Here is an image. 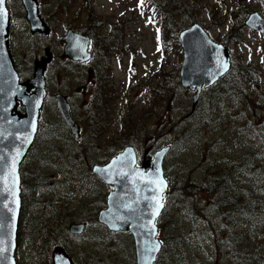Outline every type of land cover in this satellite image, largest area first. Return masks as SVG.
I'll list each match as a JSON object with an SVG mask.
<instances>
[{
	"label": "rangeland",
	"instance_id": "rangeland-1",
	"mask_svg": "<svg viewBox=\"0 0 264 264\" xmlns=\"http://www.w3.org/2000/svg\"><path fill=\"white\" fill-rule=\"evenodd\" d=\"M153 2L37 0L39 15L51 29L43 35L30 32L20 0L5 1L10 16L9 46L21 81L32 76L34 62L44 58L49 49L53 53L45 72L49 94L56 90L68 92L70 85L79 86L80 74L71 73L69 63L59 60L58 37L69 27L77 31L85 27V32L96 40L93 48L101 55L90 63L101 82L96 81L88 90H93L92 94L103 92L93 105L86 107L85 99V108L73 107L75 119L81 113L85 115V141L79 144L62 138L67 134L59 113L50 97L45 102L39 121L43 128L39 127L20 169L28 174L30 187L20 213L17 264H44L43 247L49 244L43 246L48 236L42 234L46 232L54 233V245L64 244L77 263L135 264L131 235L109 231L97 220L109 187L101 185L91 172L93 164L104 163L127 144L135 146L139 154L150 145L153 149L170 145L163 164L169 181L166 204L157 220V237L166 247L162 263L244 264L218 251L221 240H215L213 230L219 229L222 222L214 209L208 214L203 212L201 208L206 205L201 191L185 197L174 190L173 182L179 180L180 186L190 185L186 181L203 184L212 174L222 180L226 196L252 195L264 211V105L251 107L253 102L249 103L248 98L220 101L217 95L208 96L202 91L200 111L187 117L192 93L181 85L166 100L154 97L152 90L162 79L171 82L174 73L179 76L182 50L175 33L165 31L161 8ZM185 2V11L173 14L178 29L197 22L228 49L232 63H249L250 75L257 82L252 94L260 98L256 93L264 91V34L245 26L244 21L252 11L264 16L262 0ZM164 8L171 9L168 0ZM112 25L118 31L108 40L115 47L112 50L108 44L106 52L99 38L103 40ZM70 100L77 103L74 96ZM127 118L130 122L124 123ZM66 145L81 150L79 157H73ZM83 200L86 229L73 238L65 226L79 213ZM245 233L252 242L250 247L262 253L252 264H264V231L256 234L246 226Z\"/></svg>",
	"mask_w": 264,
	"mask_h": 264
},
{
	"label": "water",
	"instance_id": "water-1",
	"mask_svg": "<svg viewBox=\"0 0 264 264\" xmlns=\"http://www.w3.org/2000/svg\"><path fill=\"white\" fill-rule=\"evenodd\" d=\"M21 2L30 31L47 33L49 28L38 14L37 1ZM3 6L6 16L0 20V156L4 157L0 160V172L3 173V182L0 183V241L3 243L0 248L6 250L0 252V264H17L14 253L21 209L19 167L36 137L46 94L43 76L46 61L36 62L32 77L19 81L8 48L9 14L5 0ZM245 25L264 33V17L255 11L248 15ZM178 38L182 48L180 85L192 91L190 110L193 111L201 90L210 87L228 71L229 51L224 45L211 39L199 23L182 29ZM60 40L65 43L63 56L77 58L73 54H76L82 44V60H88L90 54L86 52L87 38L68 30ZM54 98L63 122L78 140L79 126L71 116L66 96L57 93ZM19 106L23 108V112L18 110ZM169 148L168 145L162 146L149 155V146L139 162L135 148L127 145L106 163L93 164L91 167L94 175L112 187L106 196V207L99 210L97 220L111 231L131 233L135 264H153L160 250V242L156 237V219L163 209L159 205L164 206L163 196L167 192L163 161ZM13 161L15 173L11 170ZM161 180L163 184L160 183ZM126 205L131 207H125ZM83 226V223H72L68 230L72 234H79L82 233ZM52 264L73 263L62 248L56 247L52 252Z\"/></svg>",
	"mask_w": 264,
	"mask_h": 264
},
{
	"label": "trees",
	"instance_id": "trees-1",
	"mask_svg": "<svg viewBox=\"0 0 264 264\" xmlns=\"http://www.w3.org/2000/svg\"><path fill=\"white\" fill-rule=\"evenodd\" d=\"M153 1L161 8L160 11L162 12L161 15L165 24V31L175 33L176 38H178V33L181 29H178L179 23L174 21L175 17L173 14H179L185 11V0H168L169 4L171 5V9L164 8L165 0L163 2L162 0ZM238 22H242L241 18L238 20ZM113 26L115 27V31L112 35H115V32L118 31V29L116 28V25ZM111 36L106 38L105 45H112L108 40V38ZM112 46V50H114L115 44ZM251 71L252 68L249 63H243L236 66V64L230 61L229 70L211 87L204 89L203 92L208 96H211L212 93L217 95L215 97L220 101H222L224 98H234L236 101L241 100V98H248L247 101L249 103L251 101L253 102V106L250 104L249 105L258 109V104L264 105V91L258 90L256 93V96H260L258 99H256L252 94V91L256 90L255 84L257 82L256 79L250 75ZM179 87V76L177 73H174L171 82L162 79L156 85V87L153 88L152 92L154 97L155 95H158L166 100L170 98L175 89ZM201 102L202 100L200 98L194 111L188 113L187 117L194 116L196 112L200 111ZM262 113L264 114V112ZM125 122H130V119H125L124 123ZM251 123L256 124V122H253V120ZM64 147L71 149L68 147V145ZM210 175L212 174L207 176L206 181L203 184H196L191 181H186L190 185L184 184L183 186H180V181L175 180L173 182L175 187L174 190H177L182 196L185 197H189L191 193H195L196 191L200 190L204 197L203 203L206 205L205 208H201L203 212L208 214L209 210L214 209L216 211V216L218 215L222 222V225H220L219 229L213 230L215 240H221V243L218 245V251L221 252L222 255L228 256L233 261L242 262L244 264L255 263L256 259H260L262 253L250 247L252 242L247 238L245 228L247 226V229H249L251 232L261 234L264 231V211L259 208L257 200L252 195L243 194L241 196H226L222 189V180ZM30 176L35 179V175L30 174ZM24 189H28L27 182L24 183ZM224 232L225 236H222ZM46 235L48 236V241L46 242L42 239L44 242L43 246L49 245L46 247V249L43 247V263L51 264L50 254L55 243V234L52 232H46L42 234V236ZM49 237L52 238L51 241H49ZM161 243L162 249L160 250L157 257V264H163L161 256L163 251L166 250V247L163 248V244L165 243L162 240Z\"/></svg>",
	"mask_w": 264,
	"mask_h": 264
},
{
	"label": "flooded vegetation",
	"instance_id": "flooded-vegetation-1",
	"mask_svg": "<svg viewBox=\"0 0 264 264\" xmlns=\"http://www.w3.org/2000/svg\"><path fill=\"white\" fill-rule=\"evenodd\" d=\"M78 17H79V15H78ZM87 19L89 21H92L89 16H87ZM46 25L48 26L49 30H48L47 33H43V35H47V34H49L51 32L50 26L47 23H46ZM116 28H117V26H116ZM68 30H72L73 32H76V33L80 34L82 37L87 38V43H86V47L87 48H86V50H87V52L90 53V57H89V59L86 62L82 61L80 59V58L84 57L83 53L75 52L76 54H73V55L77 56V58H69V57L63 56L64 43L62 41H60L59 38L61 36H63ZM114 31H115V27L112 25V26H110V31L103 37V40L99 38V43L103 44L102 48L106 52H107V45H105V40H106L107 37L111 36ZM65 33L58 37V41L61 44V53L59 55V60L69 63V71L71 73L78 72L80 74V76H78V77L79 78L81 77V81H80L81 85L79 84V86H77V87H71V85H70L68 90H67L68 92H64L63 93V92H60V90H56V92H54V93L52 92L51 94H49L48 89H47V84H46V97H45V100H44V104L47 101V99L50 97L52 99V101H53V104L56 107L57 112L59 113L57 105H56V101H55V98H54V95L57 94V93H62L64 96H66V99H67V101L69 103V106H70L71 114H73V107H76L77 109L85 108V99L87 101L86 102V107H88L90 105H93L96 102L95 98L98 95H103V92H101V93H93L94 94L93 95L92 94L93 90H88V88H90V87L95 85L96 81H100L101 82V79H100V76L98 74V71L95 73L93 68L90 66V63L93 60H97V59L101 58V55H100V51L98 49L93 48L95 43H96V40L89 33L85 32V27L81 31H79V30L77 31V30L69 27V28H67ZM46 50L47 51L45 52L44 58H41L40 60H45L46 61L45 64H49L51 62V60L53 59V53L49 49H46ZM82 50H83V47H82V44H81V51ZM77 54H79L80 56H78ZM45 72H46V70H45V66H44V77H45ZM45 82H46V80H45ZM69 93H72V94H69ZM70 96H74V99L77 102L76 104L73 103L70 100ZM41 112H42V110H41ZM59 117H60V114H59ZM73 119L78 123V125L80 127V135H79V141H78V144H79L80 142L85 141V138H84V135H83V125H82V124H85V115H83V117H82V113H81V116H79L78 119H75L74 117H73ZM59 122L64 127V129L66 130V134H67V137H62V138L63 139H72V135H71L68 127L64 124V122L61 119V117H60ZM40 125L41 124H39V127L42 129L43 125H41V126ZM38 130H39V128H38ZM150 147L152 149L149 152V154H152V152L155 151L156 149H153L152 145H150ZM70 152H71V154L75 152L76 153L75 156H77V157H79V155L81 154V150L75 149V151H73V148L70 149ZM140 158L141 157H139V159ZM21 164H20L19 168H21ZM78 164H79V162L77 163V165ZM23 180L21 181V183H22V186L24 187ZM99 183L104 186V183L102 181H99ZM26 196L27 195L25 193H21V208L22 209H23V205H24V203L26 201ZM83 198H85V194L83 195ZM81 206H82V208L79 211V213L76 216H74V218H72V220L70 221L69 224H66V226H65V227H67L66 231L69 234H71V233L68 231V227L72 223H83L84 224L83 228H85V200L82 201ZM164 208H165V201H164ZM65 219H67V218H65ZM62 221H64V220H62ZM84 231H85V229H84ZM82 234H79V235L71 234V236L73 238H77V237L81 236ZM57 246L62 247L66 251L68 256L71 258L73 264H80V263H77L76 259L73 257L71 252L67 249V247L64 244L54 245L53 247H57Z\"/></svg>",
	"mask_w": 264,
	"mask_h": 264
},
{
	"label": "snow or ice",
	"instance_id": "snow-or-ice-1",
	"mask_svg": "<svg viewBox=\"0 0 264 264\" xmlns=\"http://www.w3.org/2000/svg\"><path fill=\"white\" fill-rule=\"evenodd\" d=\"M3 5H4V0H0V20H2V18L6 16V10H5ZM3 159H4V157L0 156V160H3ZM11 170H12V173H15V161H13V163H12ZM157 171H158V169H157ZM2 177H3V173L0 172V183L3 182L2 181ZM160 183L163 184V181L161 180ZM3 206L4 207H8L7 205H3ZM125 207H131V205H126ZM159 207H163V205L160 204ZM158 211H159V209L157 208V213L156 214H158ZM2 243H3V241H0V244H2ZM157 247H158V245H157ZM5 250L6 249L0 248V252H3ZM154 250L155 249H153V251Z\"/></svg>",
	"mask_w": 264,
	"mask_h": 264
},
{
	"label": "bare ground",
	"instance_id": "bare-ground-1",
	"mask_svg": "<svg viewBox=\"0 0 264 264\" xmlns=\"http://www.w3.org/2000/svg\"><path fill=\"white\" fill-rule=\"evenodd\" d=\"M179 34V33H178ZM8 48H9V52H10V54H11V58H12V60H13V63H14V66H16V64H15V61H14V58H13V56H12V53H11V50H10V46H9V37H8ZM229 59H230V55H229ZM42 60H40L39 62H41ZM37 62V61H36ZM36 62H34V64L36 63ZM44 66H45V70L47 69V66H48V64H44ZM33 67H34V65H33ZM68 149V148H67ZM67 149H65V150H67ZM70 150V149H69ZM75 156V154L73 153V157ZM20 213H21V209H20ZM19 220H20V217H19ZM19 220H18V225H17V232H18V234H19ZM19 236V235H18Z\"/></svg>",
	"mask_w": 264,
	"mask_h": 264
}]
</instances>
